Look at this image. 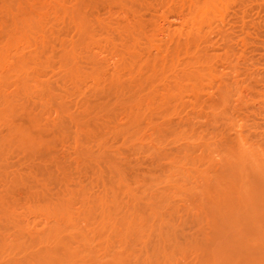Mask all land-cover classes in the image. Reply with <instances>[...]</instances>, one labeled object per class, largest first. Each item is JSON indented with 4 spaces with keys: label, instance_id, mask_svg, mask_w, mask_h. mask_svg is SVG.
Here are the masks:
<instances>
[{
    "label": "bare ground",
    "instance_id": "obj_1",
    "mask_svg": "<svg viewBox=\"0 0 264 264\" xmlns=\"http://www.w3.org/2000/svg\"><path fill=\"white\" fill-rule=\"evenodd\" d=\"M20 2L15 7L5 6L6 3L2 4L5 7H0L2 8L0 10L2 11L0 12V17L2 16L0 18V151L3 149L1 152L3 155L4 148L9 146L13 149L15 146L22 150L24 148L25 151L38 146L37 149L40 150L41 145L43 148L41 142L44 141L39 139L38 142L37 138L41 137L43 132L54 129L64 133V123H61L65 118L75 127L73 138L76 140L75 145L82 136L88 138L87 141L89 138L97 139L94 141L99 143L98 154L96 152L94 155L86 148L87 151L83 149L84 152L80 149V153L77 149L80 155L76 152L78 157L75 158L86 157L88 163L92 162V165H96L97 179L99 182L102 181V188L96 192L85 184L70 188L66 174L65 179L59 178L63 179L62 182L58 181L60 184L65 182L64 189L51 200L46 198L47 196L42 198V194L48 193L49 188L47 190L45 188V192L41 191L43 190L41 188L40 191L38 190L40 194L31 191L36 200L39 195L43 201L46 200L44 202L38 200L39 203L41 202L39 204L30 195L31 193L28 194L34 200L31 203L35 202V204H31L34 207L28 206L29 209L27 208L23 213H18V209H11L10 205H7L8 190H1L0 264H136L133 263L136 258L135 262L148 261L150 258L170 259L173 254L166 247L175 240L169 233L174 227H171L172 225L165 218L167 215H169L168 219L178 214V209L174 206V201L172 202L177 194H186L193 199L195 216L201 215L206 222L204 225L207 231L211 232V236L207 239L208 247L201 248L203 250H198L199 253L195 251L197 254L195 264H264L262 148V151L258 148L256 152L254 150L256 146L253 145L254 149H251L250 145L246 146L248 144L245 139L244 142L238 140V134L235 135L237 139L232 138L233 141L224 135L228 138V141H224L226 149L218 150L224 153L223 155L220 152L224 158L222 162L220 161L224 163L222 165L214 164L216 160L213 162L208 151L209 147L212 149V145L209 146L210 142L208 144L205 142L204 145L198 143L201 146H199L201 150L199 154L184 156L186 161L189 157V164L182 163V166L187 164L188 169L181 168V163L180 166L177 165L179 159L175 162L174 158H171L173 159L171 161L167 158L170 161V168H167V173L163 174V177L155 174L157 178L154 176L152 180L151 178L134 179L136 185L143 180L142 183L151 180L148 182L151 187L149 188L147 183L148 187L142 184L144 189L142 187L140 189L139 186H137L139 189H132V185L128 184V180L126 181L128 178L122 173L124 169L120 170L121 166L116 165L117 161L114 163L115 158H110L111 160L107 158L103 161L102 156H105L104 152L106 153L105 150L108 148L106 141L98 139L104 134L107 136L113 134V138L118 137H115L116 139H120L119 135H122L125 139L128 138L125 141L141 142L144 137L142 130H145L146 126L152 129L156 127L159 129L158 134L161 133L160 129L166 132L168 121L165 127L161 124L156 125V122L161 118H166L165 120L172 118L170 116L173 114L174 117L178 116L179 113L176 115V112L190 100L191 103L195 101L196 108L200 103H195L198 102L203 91L205 89L208 91L207 88L213 84L216 86V83L221 81H217L219 78L216 74L219 76L220 73L218 71L220 66L217 63L225 66L223 61L229 57L227 53L230 51H227L226 56L223 54L226 59L221 54L222 57L219 58L218 53L225 47L219 50L214 45L216 42L214 38L218 40L222 37L232 43L230 41L233 34L227 30L230 26L226 20L229 13L234 15L236 19L234 21H242L240 22L242 25L238 26L244 29L243 24L251 21L245 20L248 21L247 23L243 21L245 10L248 12L246 7H252L248 4L255 0H22ZM256 3L255 6L253 5L255 10ZM234 8H237L239 17L235 14L237 12H234L236 11ZM145 13H148L149 19L144 17ZM232 26L234 27L235 24ZM235 29L237 30L238 27ZM226 30L231 35L226 34ZM233 30L231 32L236 34ZM245 30L242 34H245ZM235 36L237 38V35ZM244 38L246 37H240L241 40ZM224 39L222 42L225 41ZM228 42L226 44H229ZM223 51L225 52L226 48ZM218 60L220 62H217ZM227 81L220 83L219 86H223ZM225 85L227 86V83ZM210 100L212 102V98ZM219 100L220 97L217 101ZM213 102L216 104L215 101ZM29 103H32L33 109L28 108L31 107ZM220 103L223 104V101ZM214 104L211 105L214 107ZM52 114L57 116L56 121L53 117L51 120ZM19 116H22L21 123L29 125L18 124L16 120ZM169 126L172 125L169 124L168 128ZM170 128L168 132L174 130ZM192 129L190 128V131ZM153 131L156 133L155 129ZM192 134L191 132L190 136ZM176 138L178 140L177 135ZM221 142L223 143V140ZM38 143L41 145L39 146ZM141 143L140 145H144ZM155 146L158 145L155 143ZM99 163H104L102 169L106 168L108 175L97 169L101 167ZM216 165L223 167L216 168ZM93 173L87 174L94 176ZM103 175L107 176L106 183L102 180ZM176 175L182 176L184 181L193 180L195 189L190 187L195 186L194 184L187 185L188 181L185 182L186 184L184 181V184H181L179 180L181 178L177 179ZM3 180L0 179L2 182ZM43 183H39V187L46 184ZM95 183L98 182L95 180ZM184 200L186 202L185 198ZM192 213L194 215V212ZM30 218L34 221L29 220ZM195 220L197 221L198 218ZM4 230L12 231V235L10 234L12 238L6 232L7 236ZM155 232L159 238L157 240L161 241L160 249L152 250V254H149L150 256L146 254V257L144 252L142 255L145 259L141 260V253L135 252L136 248L149 247V239ZM145 261L143 263H146Z\"/></svg>",
    "mask_w": 264,
    "mask_h": 264
},
{
    "label": "rangeland",
    "instance_id": "obj_2",
    "mask_svg": "<svg viewBox=\"0 0 264 264\" xmlns=\"http://www.w3.org/2000/svg\"><path fill=\"white\" fill-rule=\"evenodd\" d=\"M1 1L3 3L0 4V7H5L6 5H11L12 7H15L22 0H20V1L19 0H0V2ZM150 1H153V0H150ZM251 1H254V0H251ZM259 1L261 2V4H260ZM259 1L255 0V2L249 3L248 6L250 5L252 7H246V8H248V12H247V10H245L244 16L242 15L243 18H244L243 19L244 22H246L245 20H249V21L251 20L252 21V24H251V21L250 22L247 21L248 22V23L246 22L247 24H243V25H245V28H248L246 30H245V28L243 29L241 26H238L240 24V22H242V21L241 20H240V22L239 21H234V20H236V19H234V15L230 12L232 14V16H231V14L229 13L228 17H230V18L227 17L226 20L228 21L227 24L230 25V26H228V29H227V27H225V29H227L228 31H230L231 34H233L232 39L229 37L231 39V41L230 40L229 41L232 42V43H229L227 41V39L225 40L224 38H223L225 40L224 42L227 41L229 44H226L227 42L226 43L222 42L223 41L222 37H220L218 40H217V38H214V39H216V42H214V45L217 46V48L219 50L223 49L224 47L226 48L225 52L223 51V50H225V48H224L222 50V52L220 51L218 53L219 54V58H221L222 56L224 57V55L226 56V52L227 51L231 52V50H233L232 51L233 53L232 52H231V54H230V52L227 53V55L229 57H228L227 60L223 61V65H225V66H221L222 63H217V65L222 67V69H221L218 66L219 67L218 71L220 73L217 72V73H219V76H218V74H216L217 78H219V79H217V81L221 80L220 83H223L224 81H227V79H228V81L225 82V84L227 83V86L225 84H223V86L222 85L219 86L220 83L217 84L216 83L217 81H216L215 82L216 86H214L215 84H213L212 85L213 87L211 86L210 88H207L208 91H206V89H205L204 91H206V92L203 91V93L200 95V99H198L197 100L198 102L195 103V104H198V103H200V104H198V106L196 105V108L194 107L195 106L194 105L195 101L192 102L193 104L191 103V100L188 101V102L186 101L187 105L185 104L184 105L185 107L183 106V108L180 110L183 113L178 111V112H176V115L179 113L178 116L174 117L175 114H173V115L170 116L172 118H167V120H165L166 118H164V119L161 118L160 119L161 122L158 119L159 122H156L157 123L156 125H160L161 124L162 127H165V123H167V121H168V123L172 125V126H169V128L171 127L170 129H174L172 131L171 130H169V132L167 131L169 129L168 128L169 124L167 125V129H165L166 132L165 131H161V129H160L161 133H159V134H158V132H159L158 130L159 129H157L156 127H153V129H152V127L150 128V127L146 126V129H145V126H144L143 128L145 130H142V132H143L142 134L144 135L143 140L147 139V141L145 140L147 143H145V141L143 142V140H141L142 143L140 141H137V140L136 141H134V140L125 141L128 138L125 139L124 138L125 136L123 137L122 135H119L120 139H116V138H118L116 136H115L116 138L115 137L113 138V136H114L113 134L112 135H108L110 137H108L105 134L102 135V137L99 136L100 138H98V139L102 140L104 142L106 141L105 142L106 143V147L108 148V150H105L106 153L104 152V155L107 156V157L105 158V156L104 157L102 156L103 161L107 160V158H109V159L110 158L111 159L115 158V159H113L114 163L117 161L116 165H119L118 167L121 166L120 170L124 169L123 170L124 172L122 171V173L125 174L126 177L128 178V179H126V181L128 180L127 181L128 184L132 185L133 188L130 186L132 189H134V188L137 189L138 188L137 186H139V188H140L144 184H146V186H147V183L150 182L152 180V178H154L155 174L158 175V177H163L162 175L167 173V170H168L167 168L168 167L170 168V166H169L170 165V161L173 160L171 158H174L175 160H173V161H175V162L178 161V159H179V162L177 163V165L178 166L181 165V168H183V169H188L189 166L187 167L186 165L189 164L188 163L189 157H187V161H186V157L184 158V156H187V155L188 156L189 155L190 156H195V155L199 154L200 153L199 151H201L200 150V147H201L200 145H204L205 142H206V144H208L210 142L211 144L209 143V146L212 145V147H211L212 149H210V147H209L208 151L210 152V155H211V157L213 159V162L216 160L214 162V164L215 163L222 164L221 162H222V159H224L223 158L224 153L221 152V151L218 152V150L222 149V151H225V149H226V146H225L226 144L225 143L226 142L224 143V141H228V138H231L230 140H232V138H233V140H235L234 138L237 139V137H236L237 135L236 134L239 135V137H238L239 141H243L244 142L243 139H245V142H247V144H248L246 146L250 145V148L252 147L251 149H254L253 145H255L256 148L254 150H256V152H257V150H259L258 148H260V151H262V149H263L262 152H264V21H262V20H264V15L262 16V14H264V5H262V3H264V0H259ZM256 2H258V3H256ZM255 3H256V10H255V7H253V5L255 6ZM2 4L3 5L5 4V6H3ZM252 8H254V9H252ZM262 8H263V10H262ZM249 9L251 10V12H250ZM0 10H2V8H0ZM261 10L263 12L260 15ZM252 11H253V13H252ZM0 12H2V11H0ZM234 12H237V10L234 11ZM235 14L238 15V17H239L238 12L235 13ZM148 16H149L148 13H145L144 17L149 19L150 16H149V18H148ZM242 16L240 15V17H242ZM232 18H233V20H232ZM253 20H254V22H253ZM257 20H258V22H257ZM175 21H177V20L175 19ZM229 22H230V24H229ZM261 23H262V25H261ZM234 24H235V26L237 24V27H238L237 30L235 29L237 27L234 26L235 27L234 28L232 26ZM249 24L252 25V26H250ZM240 25H242V23ZM254 25L255 26L258 25V26H256L257 28L254 27ZM229 28H231V30H229ZM239 28H241L240 30L243 29L242 31L245 30V34H242L244 32H242V31L240 32ZM233 29H235V30H233ZM227 30H226V34L229 33V32H227ZM232 30L236 31V34L234 32L232 33L231 32ZM246 32H248V33L246 34ZM230 33H229V35H231ZM237 33L239 34V36H238ZM234 34L237 35V38H236V36ZM247 35L248 36L251 35V36H249L250 38H248ZM234 36H235V38H234ZM244 36L246 38H244L242 40L243 41L245 40V42H242L240 37L243 38ZM235 39H239L240 42H239V40L237 41ZM213 41H215V40H213ZM242 43L244 45H242ZM221 44L222 45L225 44V45L222 46ZM230 44H232V45H230ZM238 44H240L241 46L238 45ZM219 46H221V47H219ZM244 47H245V49H244ZM241 48H243V50ZM237 50H238V52H237ZM243 51H244V53H243ZM235 52H236V54H234ZM238 53H240V54H238ZM220 54L222 55L221 57H220ZM240 55H242V56H240ZM224 58L226 59V57H224ZM234 58H236V59H234ZM219 60L217 62H220ZM222 60H223V58L221 59V62H222ZM225 62H227V63H225ZM232 63L233 64L235 63L234 65H236V66L233 67L234 65H232ZM220 70L224 73V74L222 73L223 75L221 74ZM225 87H226V89H225ZM215 88H217V90ZM227 90H228V92H227ZM223 92L226 93V94H221ZM204 93H206V94H204ZM207 93H208L209 96L212 95V97L211 96L208 97L209 100H208V98H206L208 96ZM219 93H220L221 96H219ZM201 96H203V97H201ZM217 97L218 98L220 97L219 102L217 101L218 100ZM221 97H223V99H221ZM204 98H206V100H208V101H206ZM211 98H212V102L215 101L216 104H214V102L213 103L211 102V100H210ZM200 100H205L207 103L205 101L199 102ZM222 101H223V104L220 103ZM203 102H205V103H203ZM29 104H30L31 107H28V108L33 109L32 108L33 107L32 103H29ZM29 104H28V106H29ZM211 104L212 105L214 104V107ZM203 105H205V106H203ZM186 106H188V108ZM198 107H200V108H198ZM204 107H205V109H204ZM188 109H189V111H188ZM195 109H196V111H195ZM200 109H201V111H200ZM21 118H22V116H19L18 117L19 120L18 119L16 120V122L18 124L21 123ZM56 118H57V116H55L53 114L51 115V120L53 119V120L56 121L57 120ZM182 118H184V120ZM49 119H50V116H49ZM229 119L231 120V122H230ZM25 120H26V118H25ZM65 120L66 119L64 118L62 123H61V124L64 123V125H63V127L65 128V132L64 133L60 132L59 130L55 131V129H54L53 130L54 132L53 131H50V132L46 131V133H49V134H46V133L43 132L42 135L40 134L41 137L39 136V138H37V141L39 139H41V141H42V139H43L44 142H41V143H43V148L44 149L42 148V145L38 143L39 146L41 145L40 146V148H41L40 150H38L39 149L38 146H35V148H34V146H33V148H29V149L26 148L28 151H25L24 148H23V150L20 148L21 149L20 150L19 147L15 146L14 149H13L12 146L11 147L9 146V147H5L4 148L5 150L3 152V155L1 153L3 151V149H2V151H0V153H1L0 156L2 155V157H0V160H1L0 161V166H1L0 167V174L3 175V177H1V175H0V179L1 180L4 179L3 182L0 181V184H1L0 185V191L1 190H3V191L4 190L5 191L8 190L7 191V196H6L7 205L8 206L10 205L9 207H11V209H13V208H15V210L18 209L17 210L18 213H23V211L26 212L25 210L28 208V206H30L31 204H35V202L31 203V202L34 201L33 199L36 198L35 196L32 195L31 191H33V192L37 191V193L40 194V192H38V190L40 191L41 188H42L43 190H41V191L45 192L47 190V188H49L47 190L48 193L45 192L44 194H42V198L47 196L46 198H50L49 200H51L55 196L59 195L62 192V190L64 189V187H65V182L61 183V184L59 182L60 181L62 182V180L65 179L66 174H67L66 180H69V184L68 185H69L70 188H75V187H77L78 185H81V184H85L86 186L92 187L94 189V192H96L98 190L100 191V189L102 188V181L100 180V182H99V180L97 179L98 178V174H97L96 167H95L96 165L95 166L92 165L93 164L92 162H91L92 164L89 162L90 163V165H89L88 160H86L87 158L85 156L84 157L86 159L85 158H80V156H79V158L82 161L79 158L76 159L78 157L76 155L77 154L76 152H78L80 149H82L83 152H84L85 148L89 149L88 151L89 152L92 151V153L95 155V153L98 151V149H97L98 145L97 144H99V143L98 142L95 143L94 140H97V139L93 140V139L89 138V141L92 140V141H90V143H92V145H91L89 143V141H87L88 138H84L82 136L81 138L78 139V141H77L78 144L75 145L76 140L73 139L75 137V134H74L75 127H74L73 124L70 123V121L66 120V122H65ZM163 120H165V121H163ZM162 121L164 122V124H162L163 123ZM22 122H24V121H22ZM188 122H190L189 123V126H190L189 128L187 127L188 126ZM21 124L27 125V126L29 125V124H25V123H21ZM91 125L93 126L92 123H91ZM173 127H175V128H173ZM190 128L191 129L193 128V129L190 131ZM154 129L156 130V133H155V131H153ZM49 130H52V129H49ZM162 130H164V128H162ZM191 132L193 134L190 136ZM174 133H176V134H174ZM44 135H46V136H44ZM163 135H165V136H163ZM176 135L178 137V140H176L177 139ZM224 135L228 136V138L224 137ZM148 136H150V138ZM157 137H158L159 140L157 139ZM221 137H224L226 139H224V138L222 139ZM148 139H150L151 141L148 140ZM201 139H202V141H201ZM221 139L223 140V143L221 142L222 141ZM154 140H155V142H154ZM181 140L183 142H181ZM73 141H74V143H73ZM163 141H164L165 144L163 143ZM83 142H84V144H83ZM138 142H139V144H135V143H138ZM186 142H188L189 144L188 143L186 144ZM79 143H80V146H82V147L79 146ZM140 143L144 144V145H140ZM155 143L159 147L155 146ZM198 143L200 145H198ZM201 143H203V144H201ZM146 144H148V145H146ZM84 145H85V147H84ZM192 145H193V147H192ZM47 146L49 147V149H48ZM76 146L80 147V148H77ZM88 146H89V148H88ZM110 146H111V148H110ZM37 147H38V149H37ZM154 147H156L157 149H153ZM196 147H198V148H196ZM223 148H224V150H223ZM247 148H249V147H247ZM77 149H78V151H77ZM184 149H186L185 150V154L186 155L183 154L184 153ZM93 150L94 151L96 150V151L93 152ZM155 150L156 151H160L161 150V152H155ZM210 150L212 151V153H211ZM85 151H87V150H85ZM98 152H97V154H98ZM220 152L223 155H221ZM262 152H260V153H262ZM80 153H81V150H80ZM33 154H35V155H33ZM78 155H80L79 152H78ZM263 155H264V153H263ZM165 157H166V160H165ZM176 157H177V160H176ZM159 158H161V159H159ZM167 158L170 159V161ZM2 160H3V162H2ZM84 160H85V163H83ZM5 162H7V163H5ZM186 162H187V164L185 166L184 165L182 166V163L184 164ZM223 162H224V160H223ZM158 163H159V165H158ZM179 163H181V164L179 165ZM103 164L104 163H101L100 164L101 167L99 166V167H97V169L101 170L103 172V174L106 173V175H108L107 171H105V169H106L105 166H104L105 169H102ZM60 166L62 167V170H61ZM218 167L222 168L223 166L222 167L221 166H217L216 168H218ZM58 168H60V169L58 170ZM85 170H86V172H85ZM17 171H18V173L20 172L21 174H18ZM3 172H5L6 174H4ZM11 173H13V175ZM63 173H64V175H62ZM87 173L88 174H92L93 173L94 176L93 175L89 176ZM7 175H9V176H7ZM27 175H29V176H27ZM106 175L105 176L103 175L104 178L102 177V180L105 183L107 182V180H106L107 176ZM21 176H22V178H21ZM34 176H36V177H34ZM151 176H153V177H151ZM13 177L15 179H13ZM32 177H34V178H32ZM61 177H63V179H59ZM155 177L157 178V176H155ZM176 177H177V179L181 178V179H179L181 184H184L186 181H188L187 185H189V186L191 184L195 185L193 180H191L192 182L190 180H185L184 181L182 176L179 177V175H176ZM25 178H28V179H25ZM41 178H43V179H41ZM53 178H55L56 180L53 179ZM137 178L138 179H141V178L144 179L145 178L146 180L148 178H151V180L149 179L150 181H148L147 183H145V182L142 183L145 180V179L144 180L142 179L143 181H141L139 183L141 185L140 186L138 183L136 185V182L134 181V179H137ZM16 179H18L19 181L16 180ZM22 179H23V181H20ZM31 179L35 180V181H32ZM51 179L53 180V182H52ZM92 179H94V180H92ZM11 180H15L16 184H15V182L13 183V181L11 182ZM28 180L30 181V183H29ZM95 180L98 182L97 184L95 183ZM183 181H184V183H183ZM17 182H20V183H17ZM21 182H23L25 185L23 183H21ZM42 182H44L43 184H45V182H46V184L43 185V186L40 185L41 187H39V183L42 184ZM93 182L95 184H93ZM131 182H133L134 184L131 183ZM2 183H4V184H2ZM33 183L36 184V186H38V187H36ZM149 184L150 183H148V185ZM2 185H4V186H2ZM13 185L16 187L15 189L13 188L14 187ZM146 186H144V187H146ZM183 186H185V185H183ZM189 186H187V187H189ZM9 187H11L12 189H9ZM150 187L151 186L149 185V188ZM152 187L154 188V185H152ZM190 187H191V189H193L194 187H196V185L195 186L192 185ZM31 188H32V190H31ZM45 188H46V190H45ZM49 190H50V193H49ZM43 192H41V193H43ZM28 194L32 195L33 199ZM49 195H51V197ZM174 196H173V198H174ZM183 197L186 199V202H185ZM175 198H177V199H175ZM175 198L173 200L172 199L171 200H172V202L174 201L173 204L175 203L174 206L178 209V214L172 215V217L170 216L172 219L170 217L167 219V217L169 215L166 214L167 216L165 218L166 221H168V223L170 225H172L171 227H174V229H175V230L173 229L174 232H173V230H171L169 232L170 234H172V239L173 238L175 239V240H173L174 243L172 242L174 245L171 243L170 245L167 244L169 246V249H168V246L166 247L167 250H169L173 254V256H175V257L172 256L173 259L171 257L170 259H167V260H162V259L155 260V258H152V259L150 258V260H148V261L143 260V259H145L146 254H148V255L152 254V250L154 251L156 249L157 250L160 249L161 241L157 240L159 238H157L158 236H157V233L155 232L154 234H151V237H150L149 242H148V244L150 245L149 247L147 246V248L145 249L144 248L145 246L144 247L141 246V247L136 248L137 250L135 251V252L141 253L140 259L145 261L147 264H149L150 262H151L150 264H152V263L153 264H163V263L164 264H183L186 261V258H187V261L185 262V264H195L196 261H197L196 260V257H197L196 255L197 254L195 253V251H197V253H199L198 250H200L201 248H204L205 246L208 245L207 239H208L209 236H211V234H210L211 232L207 231V229H206V227L204 225V223H206V222L203 221L204 218L201 215L195 216L196 215V213H195L196 209L195 208L193 209V207H194L193 206L194 202L192 203L193 199L192 198L190 199L189 196L186 195V194H179V195L177 194V196H175ZM40 199H41V197L39 195L38 200H40ZM38 200L35 199V201H38ZM182 200H183V202H182ZM41 201H43V200L41 199ZM38 203H39V201H38ZM177 203L178 204L180 203V204L177 205ZM39 204H41V202ZM190 204L192 205V207H191ZM31 206L34 207V205H31ZM179 207L180 208L183 207V208L180 209ZM189 207H191V209H189ZM189 210H190V212H189ZM180 211L181 212L184 211L185 213L184 212L181 213ZM192 212H194V215H192L193 214ZM186 213H187V215H186ZM195 217L198 218L197 221L195 220V219H197ZM200 218H201V220H200ZM169 219H171V220H169ZM29 220H33V218H30ZM200 224H203V225L201 226ZM4 231L3 232L5 234L7 232L8 235H10V234L12 235V231H6V230H4ZM206 234H209V235L206 236ZM11 235H10V237H11ZM197 245H199V246L197 247ZM171 246H173V247L171 248ZM194 248H195V250H194ZM173 250L175 251L174 253H173ZM201 250H203V249H201ZM150 251H151V253H150ZM261 251H263V248H262ZM143 253H144L145 257L142 255ZM180 257H181V259H180ZM138 259H139V257H138ZM135 260H137V258L133 260V263L146 264V263H143V261H136L135 262ZM183 260H184V262H183ZM156 261H157V263H155Z\"/></svg>",
    "mask_w": 264,
    "mask_h": 264
}]
</instances>
